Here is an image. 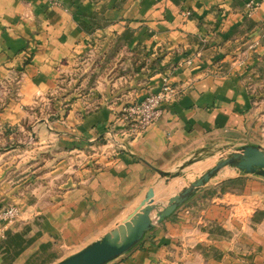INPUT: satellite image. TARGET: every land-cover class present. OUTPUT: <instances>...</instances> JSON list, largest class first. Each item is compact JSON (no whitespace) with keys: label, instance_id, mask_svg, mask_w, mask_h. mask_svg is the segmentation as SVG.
Returning a JSON list of instances; mask_svg holds the SVG:
<instances>
[{"label":"crops","instance_id":"crops-1","mask_svg":"<svg viewBox=\"0 0 264 264\" xmlns=\"http://www.w3.org/2000/svg\"><path fill=\"white\" fill-rule=\"evenodd\" d=\"M162 76L176 100L122 138L119 110ZM65 79L55 127L38 118L30 134L66 145L73 172L4 226L0 264H52L80 249L154 190L155 170L229 145L264 148V0H0L4 122ZM106 264H264V178H210Z\"/></svg>","mask_w":264,"mask_h":264},{"label":"rangeland","instance_id":"rangeland-1","mask_svg":"<svg viewBox=\"0 0 264 264\" xmlns=\"http://www.w3.org/2000/svg\"><path fill=\"white\" fill-rule=\"evenodd\" d=\"M67 85L65 79L56 92L46 95L30 107L27 106L24 118L15 124L5 123V118L0 114V208L16 206L17 217L29 208L32 210L35 205L46 203L49 198L59 193V181L73 172L70 163L73 157L67 151L66 145H59L52 135L46 139H38L37 136L33 137L36 132L31 131L38 118H45L50 127H55L53 124L58 119V113L66 108L56 100L65 93ZM3 100L4 92L0 91V107ZM7 144L9 145L6 146ZM234 148L235 145H229L226 149L210 150L191 156L180 167L170 170L169 172L176 171L177 175L166 181L155 173L154 202L164 204L169 195L188 185ZM233 170L236 172V169L224 166L211 178L214 180L221 176L226 177ZM68 251L73 252L75 249Z\"/></svg>","mask_w":264,"mask_h":264},{"label":"water","instance_id":"water-1","mask_svg":"<svg viewBox=\"0 0 264 264\" xmlns=\"http://www.w3.org/2000/svg\"><path fill=\"white\" fill-rule=\"evenodd\" d=\"M224 166L264 178V148L253 144L235 147L188 185L169 195L164 204L154 202V190L148 187L138 204L119 223L77 251L52 264H106L122 255L136 245L155 222H160L169 216ZM155 171L159 176L164 177L165 181L177 175L176 171Z\"/></svg>","mask_w":264,"mask_h":264},{"label":"built area","instance_id":"built-area-1","mask_svg":"<svg viewBox=\"0 0 264 264\" xmlns=\"http://www.w3.org/2000/svg\"><path fill=\"white\" fill-rule=\"evenodd\" d=\"M253 4L245 3L246 12L249 13ZM161 82L158 90L153 93L146 94L143 98L137 101L130 102L119 110L117 119L122 123L121 137L137 134L146 126L152 123L161 113L164 104L174 102L180 92L179 88L173 87L165 76L161 77ZM108 142L110 146L117 149H124V142L109 135ZM18 215L16 206L9 205L0 209V237L1 231L5 225L13 222Z\"/></svg>","mask_w":264,"mask_h":264},{"label":"trees","instance_id":"trees-1","mask_svg":"<svg viewBox=\"0 0 264 264\" xmlns=\"http://www.w3.org/2000/svg\"><path fill=\"white\" fill-rule=\"evenodd\" d=\"M9 144H7L6 146H8Z\"/></svg>","mask_w":264,"mask_h":264}]
</instances>
